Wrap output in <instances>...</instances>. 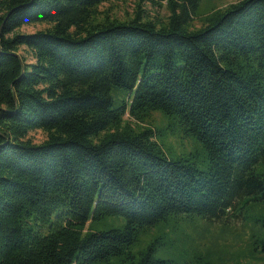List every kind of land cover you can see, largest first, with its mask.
I'll list each match as a JSON object with an SVG mask.
<instances>
[{"label": "trees", "instance_id": "trees-1", "mask_svg": "<svg viewBox=\"0 0 264 264\" xmlns=\"http://www.w3.org/2000/svg\"><path fill=\"white\" fill-rule=\"evenodd\" d=\"M104 1L0 0V264H209L155 257L164 235L134 249L172 218L263 226L264 0L195 30L194 0H167L158 23L96 19ZM35 24L49 28L16 33ZM175 130L200 165L166 158Z\"/></svg>", "mask_w": 264, "mask_h": 264}, {"label": "rangeland", "instance_id": "rangeland-1", "mask_svg": "<svg viewBox=\"0 0 264 264\" xmlns=\"http://www.w3.org/2000/svg\"><path fill=\"white\" fill-rule=\"evenodd\" d=\"M180 3L179 0H173ZM196 11L190 13L192 20L188 23L190 29H199L206 16L211 12L225 9L240 0H194ZM167 0H105L98 6L96 19L108 16L119 21L130 20L137 10L145 19L162 22L169 15ZM49 28L48 24L25 25L16 30L18 34H33ZM27 62H31L29 51L25 47L18 49ZM124 93L121 96L124 97ZM152 126L163 127L160 114H155L150 120ZM28 139L33 144H41L46 140V134L40 130L30 132ZM160 147L169 160L186 158L200 165L202 151L200 144L175 130L163 138H158ZM198 152V154H196ZM257 211L250 213L248 221L231 219L227 222H211L202 218L182 220L172 218L150 229L145 235H140L134 253L145 249L154 239L161 237L163 245L156 252L157 258L190 259L191 255L204 257L209 264H264V224L255 223ZM122 219L114 223L113 219L105 220L96 229H107L110 226L120 227ZM105 227V228H104ZM171 232V236H169ZM172 238V241H168ZM196 257V256H195Z\"/></svg>", "mask_w": 264, "mask_h": 264}]
</instances>
